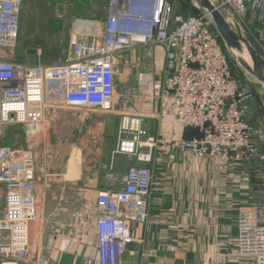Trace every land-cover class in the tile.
<instances>
[{"label": "built area", "instance_id": "obj_1", "mask_svg": "<svg viewBox=\"0 0 264 264\" xmlns=\"http://www.w3.org/2000/svg\"><path fill=\"white\" fill-rule=\"evenodd\" d=\"M234 18L264 57V27L253 31L247 17L264 23V0H211ZM24 0H0V136L6 126L24 128L33 146L47 130L48 105L110 113L116 103L118 56L134 46L165 51L160 88L153 97L170 118V142L187 155L214 163L228 176L243 168L264 173V129L251 121L253 91L234 75L231 58L210 17L174 13L170 0H109L107 18L81 19L69 39V55L52 65L16 58ZM36 53L41 56L42 49ZM188 129L201 136L186 138ZM163 138L153 135L145 117L121 115L114 156L130 163L123 178L111 176L119 189L97 196L93 231L95 264H122L128 247L142 242L132 225L149 221L151 198L162 187L148 166ZM32 149V148H31ZM36 158L31 150L0 147V264H31V226L40 219ZM246 169L249 171L246 172ZM46 179V177H45ZM47 187V181L43 182ZM234 263L264 264V223L256 208L237 214ZM80 264H94L85 257Z\"/></svg>", "mask_w": 264, "mask_h": 264}, {"label": "crops", "instance_id": "obj_2", "mask_svg": "<svg viewBox=\"0 0 264 264\" xmlns=\"http://www.w3.org/2000/svg\"><path fill=\"white\" fill-rule=\"evenodd\" d=\"M259 17L255 12L247 17L253 31L263 28L255 29ZM124 58L130 69L139 71L140 85L147 90L144 94L147 98L139 94L132 108L125 112L145 117L150 132L164 140L148 165L162 187L155 190L151 198L148 223L132 225L133 233L142 242L128 247L122 264H176L179 254L195 264H238L227 255L235 250L238 210L250 207L253 181L243 180V168L228 176L220 175L214 163L191 157L181 150L178 142L169 141L170 118L153 97L163 79V48L137 45L126 51ZM118 128L114 132L115 150ZM90 145V141L82 139L64 170V178L75 183L60 190L71 197L69 201L75 210L58 217L54 207L59 202V190L47 191L38 180V194L43 199L47 191L49 205L43 207L39 221L31 226V264H80L85 257L94 264L97 261V240L93 231L97 196L102 191L119 189L111 176L123 178L130 163L114 155H109L105 161L88 162L80 148ZM82 180L87 181L85 185L78 183ZM84 195L91 201L90 207L83 206Z\"/></svg>", "mask_w": 264, "mask_h": 264}, {"label": "rangeland", "instance_id": "obj_3", "mask_svg": "<svg viewBox=\"0 0 264 264\" xmlns=\"http://www.w3.org/2000/svg\"><path fill=\"white\" fill-rule=\"evenodd\" d=\"M32 1H42L43 8L37 10L39 16L31 37L23 36L22 34L27 25L23 16L16 50V58L30 64L52 65L67 58L69 55V39L76 28V23L81 19H89L90 21L101 19L104 21L108 9V0H89L85 4H79L78 0ZM171 2L174 13L184 17L193 13L192 11L190 13L186 12V8L189 10L186 3L200 10L196 0H171ZM201 12L205 13L202 10ZM256 23V30L262 26L264 27L262 20ZM247 38L249 39L250 36L248 35ZM31 39H40L41 56L36 51L29 52V49L26 48V42ZM140 78L141 74L138 70L136 71L135 68L130 69L125 64L124 54L119 55L116 64V103L112 112L101 113L96 110L64 107L58 109L52 107L56 105L50 104L45 111L49 129L37 139L33 146H30L31 143L27 141L26 133L22 126H6L2 131L0 147H9L14 150H31L36 158L37 179L39 178L38 180L41 182L47 181V191L53 190L56 192L59 190L57 191L60 193L59 202L54 207V212L57 215L59 214L58 217L62 218V215L67 212L69 214L71 209L75 210L69 201L71 197L64 194L63 190H60L67 189L75 183L73 180L64 178L67 162L73 151L78 149L75 146L82 139L92 143V146L80 148L84 153V159L88 162L105 161L109 155L113 156L115 151L114 132L119 126L121 115L127 113L125 112L127 108H132L139 94L146 97L144 94H146L147 90L140 85ZM251 89L253 91L251 117L255 121L256 118L262 117L261 109L264 105L263 90L256 83L251 86ZM254 126L262 128V125L254 124ZM74 163L71 166H74ZM250 181H253V193L249 206L256 208L264 221V173L261 168L253 172V177ZM85 182L87 181L82 180L78 183L85 185ZM47 191L43 195V199L40 198L45 208L49 205ZM63 197L68 200H63ZM82 198L83 206L90 207L91 201L89 202L85 195Z\"/></svg>", "mask_w": 264, "mask_h": 264}, {"label": "water", "instance_id": "obj_4", "mask_svg": "<svg viewBox=\"0 0 264 264\" xmlns=\"http://www.w3.org/2000/svg\"><path fill=\"white\" fill-rule=\"evenodd\" d=\"M196 2L210 17L215 31L235 66L247 78L262 87L264 101V57L246 37L234 18H227L211 0H196ZM262 141L264 142V136ZM176 264H195V262L185 261V257L179 254Z\"/></svg>", "mask_w": 264, "mask_h": 264}, {"label": "trees", "instance_id": "obj_5", "mask_svg": "<svg viewBox=\"0 0 264 264\" xmlns=\"http://www.w3.org/2000/svg\"><path fill=\"white\" fill-rule=\"evenodd\" d=\"M89 0H78L79 4H85L88 3ZM109 1V0H108ZM171 1V0H170ZM186 3V2H185ZM184 3V4H185ZM43 2L42 1H32V0H24V14L23 16L26 19L27 25L26 28H24V31L22 32L23 36H27V37H31L34 33L35 27H36V21L38 18V13L37 10L43 8ZM189 10L186 8V12L192 11L191 15L189 16H185V17H199L201 16L203 13L200 10H197L195 7H192L191 5H188V3H186ZM181 13V12H180ZM214 28V27H213ZM32 40V39H31ZM27 41L26 42V48L29 49V52H35L37 47H40L41 45V41L40 39H35L32 41ZM231 64H232V69H233V73L235 76H237L239 79H241L244 83L249 84L250 86H253V84H255L253 81H251L249 78H247L236 66L235 64L232 62L231 60ZM264 107V105H263ZM261 109V113H262V117H258L255 119V121L252 119L251 117V121L253 124L255 125H262L261 127L264 129V120H263V116H264V109ZM195 136H201L199 131L196 129H188L185 132V137L186 138H192ZM264 136V135H263ZM264 157V156H263ZM264 161V159H263ZM253 170H251V175L253 177Z\"/></svg>", "mask_w": 264, "mask_h": 264}]
</instances>
